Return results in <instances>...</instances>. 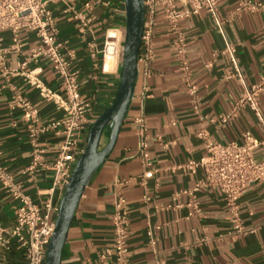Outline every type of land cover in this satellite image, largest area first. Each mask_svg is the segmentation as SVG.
Wrapping results in <instances>:
<instances>
[{"label":"crops","instance_id":"0c3cea01","mask_svg":"<svg viewBox=\"0 0 264 264\" xmlns=\"http://www.w3.org/2000/svg\"><path fill=\"white\" fill-rule=\"evenodd\" d=\"M240 0H220L216 14L205 8L181 19L187 36V54L198 84L199 110L192 105L180 60L176 55L175 34L163 12L157 14L154 56L151 73L144 74L138 62V75L125 121L116 143L104 163L93 174L80 198L68 230L62 264H104L101 255L113 244L114 200L118 180L129 206L130 264H264V181L249 185L239 197V213L247 230L235 232L229 205L223 193L211 185L195 191L200 210L193 209L187 192L205 178V169L192 172L184 164L207 153L205 136L214 141H242L243 132L251 130L262 137L264 122L248 104L238 105L246 88L264 76V11L237 9ZM60 27L59 39L74 48L71 66L79 70L80 90L94 104L90 121L79 132L84 147L89 127L113 101L118 89L122 53L103 57L101 48L106 31L116 27L125 31V0H51ZM91 17L81 28L79 13ZM3 44L12 41L13 32L4 28ZM20 51L7 52L6 63L17 66L27 60L31 48L41 43L29 28L19 30ZM227 42L236 44L237 63L227 52ZM37 64L28 61V66ZM40 76L49 86L61 91L60 80L51 63L40 58ZM10 81L29 96L39 108L41 123L65 115L54 100L43 97L23 74ZM0 68V162L21 182L24 190L43 205L50 197L53 169L39 168L34 174L26 170L31 159V144L20 110H11V90ZM147 86V95L145 94ZM264 115V90L258 99ZM143 112L148 121L149 151L156 168L144 177L145 166L138 153L139 136L135 116ZM230 113L227 120L224 114ZM109 132V131H108ZM62 135L50 129L42 135L48 159L54 158ZM107 140L103 138V143ZM255 155L264 158V142ZM63 191L56 188L52 201L59 204ZM1 220L6 227L16 221V199L0 182ZM46 209L43 208V211ZM54 217L57 211H54ZM158 226V227H156ZM155 227L156 244L149 241V229ZM0 264H28L25 247L16 238L0 250Z\"/></svg>","mask_w":264,"mask_h":264},{"label":"built area","instance_id":"2783aa9c","mask_svg":"<svg viewBox=\"0 0 264 264\" xmlns=\"http://www.w3.org/2000/svg\"><path fill=\"white\" fill-rule=\"evenodd\" d=\"M51 0H0V32L4 28H10L13 32L12 41L4 45L3 36L0 34V68L1 73L7 77V83L11 90L8 105L11 110L19 109L20 117L26 123L27 135L31 144V159L26 170L34 174L39 168L53 169V186L50 197L41 205L27 193L21 182L16 180L15 175L0 162V182L8 193L15 199L16 221L11 227H6L0 217V250L9 247L12 239L16 238L19 245L25 247L28 264H45L48 245L56 226L54 211L59 210V204L55 205L52 195L56 188L64 192L69 182L72 170L83 151L80 144L79 132L86 127L90 121L94 104L86 98L80 90V73L78 69L71 66L72 59L76 56L74 48L65 47L64 42L59 39L60 27L49 6ZM220 0H144L145 24L142 34L141 46L138 54V62L144 65V74L150 75V61L154 56V36L157 23V14L161 10L175 34L176 55L180 60V66L184 73V80L189 92L192 105L199 110L200 98L198 84L194 78L190 60L187 54V36L180 26L183 18L191 16L200 9L205 8L213 15L216 14ZM237 9L251 11H264V0H240ZM82 18L81 28L85 29L91 17L79 13ZM31 29L41 40L38 46L31 48L27 60L20 62L17 66L6 63L7 52L11 50L20 51L22 41L19 30ZM124 33L116 27H110L106 31L101 51L105 59L108 56H118L122 53ZM236 44L227 42L223 52L230 54L234 63H237ZM46 58L60 80L61 91L55 90L46 84L40 76L42 66L40 58ZM37 64L29 67L28 61ZM23 74L31 85L38 89L39 93L48 99H52L65 110V115L49 123H41L39 108L32 99L24 94L10 81L11 76ZM147 95V86H145ZM264 90V76L257 82L248 86L241 94L238 105L248 104L260 116L264 122V115L259 111L258 99ZM230 113L222 116L227 120ZM137 132L139 136L138 153L142 157L145 170L144 177L154 174L153 157L149 151L148 121L143 112L135 116ZM53 129L63 139L53 159L49 160L46 148L42 142V135ZM205 136L207 153L199 159H191L184 164L192 172L198 166L205 169V178L196 182L192 188H183L176 191L187 192L191 196L193 214L200 210L195 191L202 185H211L218 188L224 195L230 211L231 220L235 232H245L239 213L238 199L245 189L256 181H264V158L255 155V148L264 142V131L262 137L255 136L251 130L243 132L242 141L231 140L228 142L214 141L207 133L200 131ZM118 191L114 200V236L113 244L101 258L104 264H130L129 259V206L126 195L121 191L123 181L118 180ZM43 208L46 210L43 211ZM2 202L0 200V215ZM158 227V226H156ZM149 241L152 246L156 244L157 236L155 227L148 231Z\"/></svg>","mask_w":264,"mask_h":264},{"label":"water","instance_id":"95a60500","mask_svg":"<svg viewBox=\"0 0 264 264\" xmlns=\"http://www.w3.org/2000/svg\"><path fill=\"white\" fill-rule=\"evenodd\" d=\"M126 25L121 76L116 95L89 127L86 144L66 184L59 202L56 226L51 236L45 264H62L68 230L80 198L93 174L113 149L128 113L138 75V54L145 24L144 0H125ZM108 137L103 143L104 130Z\"/></svg>","mask_w":264,"mask_h":264},{"label":"rangeland","instance_id":"374dc122","mask_svg":"<svg viewBox=\"0 0 264 264\" xmlns=\"http://www.w3.org/2000/svg\"><path fill=\"white\" fill-rule=\"evenodd\" d=\"M107 135H108V128H106V129L104 130V133H103V138H106V137H108Z\"/></svg>","mask_w":264,"mask_h":264}]
</instances>
